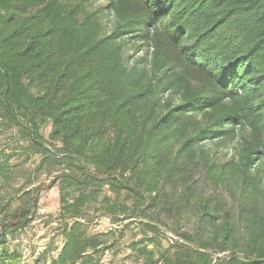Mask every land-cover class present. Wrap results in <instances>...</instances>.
<instances>
[{"label":"trees","instance_id":"16d2710c","mask_svg":"<svg viewBox=\"0 0 264 264\" xmlns=\"http://www.w3.org/2000/svg\"><path fill=\"white\" fill-rule=\"evenodd\" d=\"M0 106L43 155L49 120L78 183L125 189L131 217L150 220L170 187L174 211L186 203L178 190L212 249L230 253L219 264H264V0H0ZM208 144L232 151L219 163ZM197 174L229 204L194 196ZM40 192L3 214L0 245L29 223ZM83 200L66 210L82 216ZM175 233L174 264H209L205 245ZM95 246L67 234L51 264ZM4 250L0 264H20Z\"/></svg>","mask_w":264,"mask_h":264},{"label":"rangeland","instance_id":"374dc122","mask_svg":"<svg viewBox=\"0 0 264 264\" xmlns=\"http://www.w3.org/2000/svg\"><path fill=\"white\" fill-rule=\"evenodd\" d=\"M137 46L141 43L131 45L128 55ZM51 131L49 120L39 126L43 145L49 150L43 155L26 136L25 125L15 122L0 106V220L6 212L28 203V192L41 187L29 223L24 228L6 231L0 255L4 248L5 255L19 258L20 264H51L58 260L66 235L72 232L81 240L90 239L96 244L73 264H174L176 244L182 243L176 231L187 233L197 244L205 245L210 261L218 252L211 247L210 229L202 225L195 204L190 205L191 200L182 197L178 190L173 200L185 201L183 210L174 211L166 198L172 189L167 187V195L160 196L159 205L151 209L150 220L133 218L130 210L135 200L125 189L95 181L78 183L82 181L79 163L73 161L72 165L66 160L61 143L50 140ZM206 147L211 148L219 163L225 162L232 151L231 146ZM67 174L74 177L67 178ZM192 189L194 196L211 195L220 206L229 204L223 189L213 188L198 174ZM81 194L83 215L74 216L66 208ZM74 224L77 226L72 231ZM223 261L221 258L220 262Z\"/></svg>","mask_w":264,"mask_h":264},{"label":"built area","instance_id":"2783aa9c","mask_svg":"<svg viewBox=\"0 0 264 264\" xmlns=\"http://www.w3.org/2000/svg\"><path fill=\"white\" fill-rule=\"evenodd\" d=\"M170 237L172 238V236H170ZM179 241L182 242L181 240H179ZM229 255H230L229 252H222V253L216 252L212 255V259H211L209 264H219L221 258L224 260H228Z\"/></svg>","mask_w":264,"mask_h":264}]
</instances>
